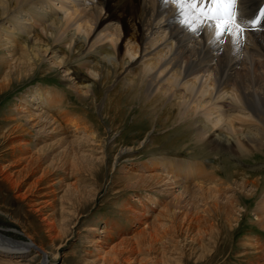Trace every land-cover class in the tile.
Returning a JSON list of instances; mask_svg holds the SVG:
<instances>
[{
  "label": "rangeland",
  "instance_id": "obj_1",
  "mask_svg": "<svg viewBox=\"0 0 264 264\" xmlns=\"http://www.w3.org/2000/svg\"><path fill=\"white\" fill-rule=\"evenodd\" d=\"M50 56L24 72L0 62V165L20 169L8 167L17 160L11 149L27 142L33 169L18 188L0 176L4 235L31 239L50 264H264V147L224 157L201 150L192 128L166 117L164 106L125 102L120 81L102 100L82 99ZM43 90L60 93L69 119L42 101L30 107L44 109L34 120L15 121ZM165 163L178 167L177 182ZM208 175L220 183L215 198L197 188ZM13 263L0 255V264Z\"/></svg>",
  "mask_w": 264,
  "mask_h": 264
},
{
  "label": "bare ground",
  "instance_id": "obj_2",
  "mask_svg": "<svg viewBox=\"0 0 264 264\" xmlns=\"http://www.w3.org/2000/svg\"><path fill=\"white\" fill-rule=\"evenodd\" d=\"M237 7L251 20L260 7L264 10V0H238ZM179 21L175 7L164 0H0V49L9 50L10 56L0 62L7 71L24 72L51 55L67 71L68 87L82 99L99 95L102 100L110 85L120 81L125 102L164 106L166 117L192 128L193 141L201 150L224 157L263 148L264 31L249 30L237 50L231 43L210 45V33H190ZM47 94L43 90L36 92L38 99L31 96L15 121L34 120L35 109H44L30 107L42 101L68 120L71 111L60 93ZM24 145L10 148L17 160L8 167L20 169L14 172L0 165L1 180L14 188L33 170L27 155L30 144ZM165 164L175 183L178 167ZM187 175L188 170L183 177ZM209 179L200 180L197 188L205 198H215L220 183H214L216 176L214 184L212 176ZM0 255L13 264H29L36 256L42 258L41 264H50L48 253L34 241L13 239L1 229Z\"/></svg>",
  "mask_w": 264,
  "mask_h": 264
},
{
  "label": "snow or ice",
  "instance_id": "obj_3",
  "mask_svg": "<svg viewBox=\"0 0 264 264\" xmlns=\"http://www.w3.org/2000/svg\"><path fill=\"white\" fill-rule=\"evenodd\" d=\"M164 3L175 7L180 24L190 33H210V45L231 43L239 50L249 30L264 31V10L254 19H245L238 10V0H164Z\"/></svg>",
  "mask_w": 264,
  "mask_h": 264
}]
</instances>
